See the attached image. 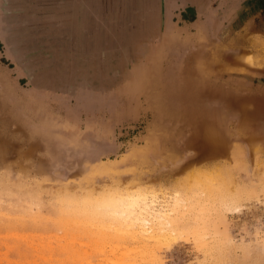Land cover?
Returning a JSON list of instances; mask_svg holds the SVG:
<instances>
[{"label":"rangeland","instance_id":"374dc122","mask_svg":"<svg viewBox=\"0 0 264 264\" xmlns=\"http://www.w3.org/2000/svg\"><path fill=\"white\" fill-rule=\"evenodd\" d=\"M180 1L233 2L222 32L249 36L234 54L255 73L236 104L220 80L214 146L167 90L164 42L131 66L174 1L0 0V264H264V0ZM125 190L182 200L169 234L114 224L99 196Z\"/></svg>","mask_w":264,"mask_h":264},{"label":"crops","instance_id":"0c3cea01","mask_svg":"<svg viewBox=\"0 0 264 264\" xmlns=\"http://www.w3.org/2000/svg\"><path fill=\"white\" fill-rule=\"evenodd\" d=\"M173 1L171 7L164 8L159 32L154 38L155 40L148 42V48H150L145 50L131 66L134 69L139 64L146 62L152 56V48L164 42L163 52L155 53V58L158 56L156 58L158 65L160 59L165 58L167 76L164 82L167 90L180 88L183 91L182 102L187 106L198 107V113H195L192 107L188 108L183 119L203 118L204 121L208 120L213 123L212 129H205V124H203V129L200 128L198 134L201 132L202 143L205 147V139L209 137L207 142L212 143L211 140L214 137V146L219 138L217 137L220 132L218 124L222 119L218 106H221L222 102H227L225 101L227 99L223 97L224 90H221L223 85L220 80L223 77L229 78V87L224 86V88L226 87L225 89L230 92V103L236 104L237 100L232 98L231 88L236 89L239 86V76L251 82V76L253 78L255 73L253 63L245 59L240 60L243 66L239 68L236 54H234L240 42L246 43V47L249 48V36L243 35L246 25L243 27L241 25V28H235V30L229 29L226 33L222 32L225 26H230L232 23L227 25L225 23V21L228 22L227 17H223L220 11L224 10V16L229 14L232 17L231 12H226L228 9L232 11L233 2L229 3L227 7H222V5L219 6L220 4L212 5L210 3L196 6V4L193 5V1L171 0V2ZM175 2L179 4L180 8ZM174 6L177 7V11L174 10ZM261 39L264 41V35ZM223 45H228L230 49H222ZM223 58H228L225 65L222 63ZM239 73L241 75H238ZM203 94L204 96L201 97ZM169 98L167 103L171 104L173 101ZM239 145L243 155L245 153L244 146L240 143Z\"/></svg>","mask_w":264,"mask_h":264},{"label":"bare ground","instance_id":"6f19581e","mask_svg":"<svg viewBox=\"0 0 264 264\" xmlns=\"http://www.w3.org/2000/svg\"><path fill=\"white\" fill-rule=\"evenodd\" d=\"M130 190H127V191L125 190V193L112 192V195L102 194L101 196H99L100 198H105V199L107 198L106 200L104 199L103 203H105V205H106V213L112 218V221L114 224H116L117 226H125L126 229H129V230L130 229L131 230L137 229L140 231L139 233H141V232H147V233L149 232L150 233V231L155 232L157 227L159 228V230H156V231H160L162 229L160 226L165 225V227H166V225H167V227H168V225L171 226L173 224V221H171V220H174V218L171 216L173 218L172 219L169 216L177 211L176 209H178V208L177 207L175 208V206H177L178 203L181 202L182 200L174 198L173 199L174 204H167V203L161 202L159 200L151 199V198L148 201V198L146 196L147 193L138 192V191L133 192L134 191L133 188H132V190H133L132 192H130ZM149 196H151V195H149ZM156 198H157V196H156ZM66 201H67V203H65V206H64L62 212L64 211L63 213L68 214V215L70 213H75L77 210L74 206L78 203L75 202V204H74V201H72V200H66ZM87 201L88 202H85V203H87V205L84 206V208H81V210H84L86 213H90L93 210H95V208L97 206L96 205L97 202H95V201L93 202L91 199H88ZM62 202H61V204H62ZM79 205H78V207H79ZM78 211H79V209H78ZM79 213H80V211H79ZM59 217H62V216L59 215ZM175 223H176V221H175ZM175 223H174V225H176ZM174 225H173V227H174ZM165 227H163V228H165ZM154 228H155V230H154ZM169 228L168 229L170 232L172 228L171 227H169ZM168 229L166 228V230H168ZM172 231H173V229H172ZM130 232H131V234L133 233L132 231H130ZM163 232L166 233L164 235H167V233H168V231L166 232L165 229L162 231V233ZM156 233L158 235L159 232H156ZM162 233H161V235H163ZM155 234H154V236H156ZM139 236L142 237L143 235L139 234ZM154 238H156V240L158 239L157 237H154ZM133 239H135V238H133ZM138 239H140V238H138ZM136 241L139 242L140 240L139 241L136 240ZM120 258H121V256H120ZM122 260H120V261H122ZM134 260L135 259H133V261Z\"/></svg>","mask_w":264,"mask_h":264}]
</instances>
